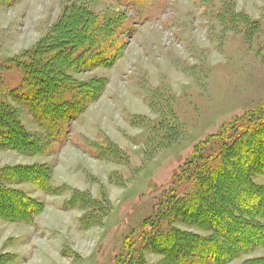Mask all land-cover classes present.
<instances>
[{"label":"rangeland","instance_id":"1","mask_svg":"<svg viewBox=\"0 0 264 264\" xmlns=\"http://www.w3.org/2000/svg\"><path fill=\"white\" fill-rule=\"evenodd\" d=\"M82 5L96 20L116 16L103 45L111 60L68 71L101 88L47 135L15 93L24 76L18 57L30 60L38 42L63 27L68 8ZM0 101L46 146L40 153L0 150V169L21 167L30 176L27 167L45 164L52 191L29 181L5 184L42 203L30 222L0 218L5 264H115L125 238L150 228L168 192L176 185L179 195L191 191L178 179L193 152L214 151L218 141L206 140L264 106V0H0ZM254 181L264 185V176ZM75 190L104 201L88 228L79 224L84 210L66 205ZM137 249L146 264H165L145 240ZM250 258H264V245L223 264Z\"/></svg>","mask_w":264,"mask_h":264},{"label":"trees","instance_id":"2","mask_svg":"<svg viewBox=\"0 0 264 264\" xmlns=\"http://www.w3.org/2000/svg\"><path fill=\"white\" fill-rule=\"evenodd\" d=\"M68 9L70 12L62 19L63 27L54 28L39 41L30 60L18 57L23 61L17 62L24 76L22 88L15 93L47 135L76 118L98 95L101 81H76L67 73L83 69L88 62L108 65L111 58H104L103 45L111 40L118 22L116 16L96 20L83 5ZM254 27H258L254 22L248 24L250 31ZM31 137L24 131L18 114L0 101V150L45 152V144L36 136ZM212 139L218 141L216 149H196L178 179L188 180L191 191L179 195L176 185L175 190L168 192L149 222L150 228L125 238L115 264H146L138 252L140 248L137 253L133 251L136 243L144 240L153 252L163 256L165 264H223L264 245V185L254 181L256 175L264 176V106L223 127L205 143ZM29 147L32 151H27ZM26 169L31 171L30 176L21 167L0 169V218L5 221L30 222L42 208V203L5 184L29 181L40 190L52 192L45 164ZM100 202L75 190L66 205H78L84 210L79 224L88 228L96 221L91 212L102 210ZM175 223L209 234L182 230ZM4 257L0 256V264H5ZM240 264H264V258H250Z\"/></svg>","mask_w":264,"mask_h":264}]
</instances>
